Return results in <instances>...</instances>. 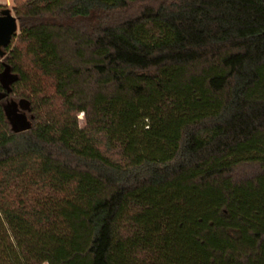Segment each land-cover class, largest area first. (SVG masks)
<instances>
[{
    "label": "trees",
    "instance_id": "16d2710c",
    "mask_svg": "<svg viewBox=\"0 0 264 264\" xmlns=\"http://www.w3.org/2000/svg\"><path fill=\"white\" fill-rule=\"evenodd\" d=\"M12 10L0 264H264V0Z\"/></svg>",
    "mask_w": 264,
    "mask_h": 264
},
{
    "label": "water",
    "instance_id": "95a60500",
    "mask_svg": "<svg viewBox=\"0 0 264 264\" xmlns=\"http://www.w3.org/2000/svg\"><path fill=\"white\" fill-rule=\"evenodd\" d=\"M18 30V22L16 17L11 13L9 8L0 10V55L2 48L9 45L13 36Z\"/></svg>",
    "mask_w": 264,
    "mask_h": 264
},
{
    "label": "rangeland",
    "instance_id": "374dc122",
    "mask_svg": "<svg viewBox=\"0 0 264 264\" xmlns=\"http://www.w3.org/2000/svg\"><path fill=\"white\" fill-rule=\"evenodd\" d=\"M4 2H8V3H0V5H3V7H7V8H9L10 10H11V13L14 15V12H13V10H12V7H13V4H14V2H16L17 0H3ZM77 117H78V119L80 120V122H82L83 120V115H82V113H79L78 115H77ZM44 264H46V263H44Z\"/></svg>",
    "mask_w": 264,
    "mask_h": 264
},
{
    "label": "crops",
    "instance_id": "0c3cea01",
    "mask_svg": "<svg viewBox=\"0 0 264 264\" xmlns=\"http://www.w3.org/2000/svg\"><path fill=\"white\" fill-rule=\"evenodd\" d=\"M0 3H8L7 1L6 2H4L3 0H0Z\"/></svg>",
    "mask_w": 264,
    "mask_h": 264
}]
</instances>
